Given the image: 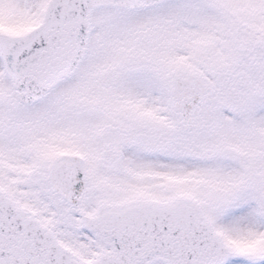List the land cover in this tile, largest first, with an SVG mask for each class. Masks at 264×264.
I'll return each instance as SVG.
<instances>
[{
	"label": "snow or ice",
	"instance_id": "snow-or-ice-1",
	"mask_svg": "<svg viewBox=\"0 0 264 264\" xmlns=\"http://www.w3.org/2000/svg\"><path fill=\"white\" fill-rule=\"evenodd\" d=\"M0 264H264V0H0Z\"/></svg>",
	"mask_w": 264,
	"mask_h": 264
}]
</instances>
